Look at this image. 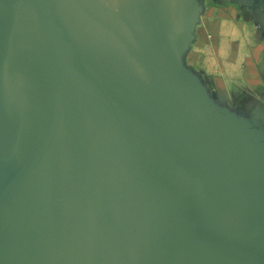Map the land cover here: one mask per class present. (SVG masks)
<instances>
[{"label": "water", "instance_id": "1", "mask_svg": "<svg viewBox=\"0 0 264 264\" xmlns=\"http://www.w3.org/2000/svg\"><path fill=\"white\" fill-rule=\"evenodd\" d=\"M1 11L0 264H155L166 229L180 236L172 264L202 262L178 253L200 233L247 254L243 235L264 230V183L195 123L169 48L146 51L159 33L172 39L165 5L142 34L104 0H0Z\"/></svg>", "mask_w": 264, "mask_h": 264}, {"label": "crops", "instance_id": "2", "mask_svg": "<svg viewBox=\"0 0 264 264\" xmlns=\"http://www.w3.org/2000/svg\"><path fill=\"white\" fill-rule=\"evenodd\" d=\"M214 4L221 17L204 26L211 31L207 36L209 41L200 47L203 53L200 66H186L178 57V50L169 56L178 75L190 83L196 98L202 99V117L209 122L217 121L224 130L227 142L223 140L222 143L251 146L246 157L253 162L252 167L257 168L262 162L256 152L260 146H263L261 155L264 158V8L239 14L238 6L231 0H215ZM188 37L189 41L191 35ZM193 111L198 118L196 104ZM243 134L246 139L242 138ZM165 221V215L158 216L160 225ZM187 226L182 223L176 232L185 234ZM166 232L162 231L155 239L160 241L159 247L149 249L155 264L163 261V264H172L175 257H179L176 254L179 248H175L180 236L177 238L173 229H166ZM166 234L170 235V240ZM162 241L167 244L164 248ZM242 248L247 252L245 256L234 253L231 245L224 246L220 237L209 239L200 233L192 247L178 253L182 257L202 254V262L193 264H264V230L257 228L245 233Z\"/></svg>", "mask_w": 264, "mask_h": 264}, {"label": "rangeland", "instance_id": "3", "mask_svg": "<svg viewBox=\"0 0 264 264\" xmlns=\"http://www.w3.org/2000/svg\"><path fill=\"white\" fill-rule=\"evenodd\" d=\"M214 1L215 0H190V1H186V0H104V2L108 5V7L116 13L118 12L117 8L125 4V6L119 12L124 14L123 17L125 16L127 19H129V21L131 20L133 21L134 17H136L137 23L135 25L137 26L134 25V32L136 31L141 34L143 31H146V32L150 31L149 25L151 26L154 25L153 22H155V17H157L160 14L161 12L160 10L162 6L165 5L168 9V11L166 12L167 15L168 16L172 15L175 17V22L170 21L172 23V27H174V29L170 33L172 35V39L169 41H165V43L162 44L160 43L162 35L160 36V33H159L156 36V38H154V41L156 43H153L149 46L147 45L149 48H147V46L142 42V36L140 37V40L137 41V43L141 47L145 45L147 48L146 51H149L148 54L151 53V58L155 60L160 56V51L163 45H164V48L165 47L169 48L168 50L169 53L176 52L178 50L179 51L178 57H181L182 61L185 62V65L191 68L193 67L192 65H194L196 68L200 66L202 56H203V53L201 52L200 47L201 45H204V43L209 41V38L207 36L210 35L209 32L211 30L206 29L208 33L205 32L206 30L204 26L207 23H210L211 21L215 22L216 19H219V17H221L220 14H217L218 11L214 9L216 5L214 4ZM231 3L236 4L238 6L239 14L245 13L247 10H250L251 12L252 10L253 11L258 10L261 7L264 8V0H236V1L231 0ZM8 13L9 11H1L0 15L3 14L4 16L3 18H5ZM196 21L198 22L195 26ZM190 35L191 37H190V40L188 41V38H189L188 36ZM149 38L150 40L153 39L151 38V36H149ZM199 44L200 46H198ZM33 58L34 56H31L32 60ZM28 59H29V62H31V59L29 57ZM162 68H164V66H162ZM166 68L168 69L169 67L166 66ZM31 73L32 75L34 74V78L39 80V77H38L39 74H37V71H35L34 68L33 69L31 68ZM151 79H152V82L154 80L155 81L154 84H156L158 79L155 80L152 77ZM188 85H189V82H188ZM37 86H38V83H37ZM180 87H182V84H180ZM194 96L196 100L195 101L196 110H197L196 113L198 117V118H195V123L197 125H201V127H204V129L208 131L212 136L222 139V141L223 140L226 141L225 136H224L225 132L222 128H220L217 125V121H214L216 123L209 122V121H206L202 117L203 112L201 108L204 107L202 99L199 97L196 98L195 94ZM39 98H40L39 104L41 106V113L42 114L44 113L49 116L50 109H49L48 98L45 97V100H44V97L40 96ZM44 133H45L44 135L47 134V136H49L51 141L52 139H54L53 129L52 128L47 129V124H44ZM247 137H250V135L248 134ZM242 138L246 139V134H243ZM250 148L251 146H247V145L246 147H244L238 144L237 145L236 144H229V145L223 144L224 155L228 157V163L230 162V164L233 165V167L236 166L237 168L243 171H247V172L253 171L256 177L259 175L257 179L264 183V158L261 155V153L263 152V146H260L259 149H256V152L258 153V157L262 158L261 160L262 162H260L262 165L259 164L260 166H258L257 168L252 167L253 162H251L250 159L246 157V153L249 154L248 150H250ZM52 158L53 159L51 161L53 165L56 160H55V157H52ZM138 175H140V177L142 178V173H138Z\"/></svg>", "mask_w": 264, "mask_h": 264}, {"label": "bare ground", "instance_id": "4", "mask_svg": "<svg viewBox=\"0 0 264 264\" xmlns=\"http://www.w3.org/2000/svg\"><path fill=\"white\" fill-rule=\"evenodd\" d=\"M125 6V4H123L121 7L117 8V11H121V9Z\"/></svg>", "mask_w": 264, "mask_h": 264}]
</instances>
